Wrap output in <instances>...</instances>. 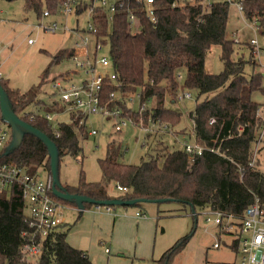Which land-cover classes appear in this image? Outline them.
<instances>
[{
    "label": "trees",
    "instance_id": "16d2710c",
    "mask_svg": "<svg viewBox=\"0 0 264 264\" xmlns=\"http://www.w3.org/2000/svg\"><path fill=\"white\" fill-rule=\"evenodd\" d=\"M23 1L25 9L32 10L40 18L45 11L49 15L55 14L63 0ZM170 2L158 1L161 5L156 6L155 22L146 20L138 12L139 31L136 33L131 32L124 13L115 15L108 31L103 9L93 10L96 35L108 38V56L116 77L114 83L104 81L101 101L110 109H118L123 118L137 121L139 117L142 127L157 124L168 130L179 124L181 114L166 108L165 98L177 103L176 91L189 90L199 99L188 116L192 123L190 137L203 145L220 144L223 155L204 152L191 158L182 147L169 150L158 143L154 154L149 153L138 164H128L122 162L124 149L121 142L111 140L106 144L104 158L98 159L104 181L87 182L81 174L76 186L64 187L72 194L105 200L110 198L106 184L113 182L126 189L118 196L122 200L169 199L191 211L211 209L238 218L255 199L264 204V173L257 168V160L250 165L254 147L264 130V118L260 114L264 112V106L254 101L252 94H264V77L258 72L246 75L248 62L237 56L234 42L226 38L228 2L214 0L208 8L187 5L177 9H172ZM240 3L244 19L264 32V0H240ZM84 9V6L79 7L77 12ZM244 45H248L253 55L254 47L249 43ZM213 46L220 47L222 70L218 74H210L205 69V57ZM249 63L252 68L256 67L253 59ZM0 84L16 115L55 143L59 160L66 155L78 156L80 140L89 135L85 122L80 123L87 116L69 112L70 123L56 126L41 115L33 114L34 119L29 121L22 112L30 104L44 108L46 114L60 113L64 106L55 102L45 107L44 103L35 102V91L20 92L10 88L1 78ZM111 93L116 97H110ZM136 94L139 107L145 105L142 111L128 108L123 99L124 95L132 97ZM210 119L214 123H210ZM239 126H242L240 132L237 131ZM180 130L174 132L180 133ZM183 130L181 134H186ZM0 164L21 167L29 174L42 169L50 176L47 150L31 135H25L20 146L10 154L5 155L3 151ZM51 196L74 206L52 193ZM89 206L86 204L85 208ZM25 209L18 185L0 192V264L24 262L23 247L31 241L41 243L37 264H93L85 251L68 244L66 238L70 226L54 229L41 241L38 235L33 237ZM195 223L196 220L193 229ZM187 240V237L178 239L154 264H172Z\"/></svg>",
    "mask_w": 264,
    "mask_h": 264
},
{
    "label": "rangeland",
    "instance_id": "374dc122",
    "mask_svg": "<svg viewBox=\"0 0 264 264\" xmlns=\"http://www.w3.org/2000/svg\"><path fill=\"white\" fill-rule=\"evenodd\" d=\"M87 18L86 11L69 16L56 12L48 17L38 18L32 10L25 9L23 0H0L1 79L10 88L20 92L35 91V102H42L45 107L52 106L55 102L60 104V94L53 88L56 82L80 87L83 80L90 79L83 69L77 67L75 62L66 56L78 49L75 47V43L82 45V39L85 38L82 30H86ZM53 22H56L57 28L55 32H50L46 29V25ZM64 25L68 30H65ZM75 29L76 31H74ZM226 38L234 41L233 48L238 53L237 56L248 62L245 66L246 75L258 72L264 77V32L245 20L234 4H230L228 10ZM252 39L257 40L258 47L261 49L258 54L252 55L248 45H244ZM28 40H32L33 43L28 44ZM87 49L90 53L94 50L92 37L89 38ZM106 52V49H102L97 58L104 56ZM219 56L220 47H211L205 57V69L208 73L218 74L221 72L222 63ZM234 58H236V54H234ZM250 59L255 61L256 67L252 68L249 63ZM52 62L53 64H51ZM48 68V74L43 78ZM98 71L110 73L111 69L109 67L101 68ZM66 74L68 80L62 82L61 77ZM123 99L128 108L138 111L139 102L136 95L132 97L124 95ZM252 99L264 106L263 93L252 94ZM198 100L192 97L171 103L166 97L164 106L181 114L179 124L168 130L157 124H149L150 128L147 125L142 127L143 123L138 117L137 121L136 118L134 119L136 121H133L134 125L129 120H123L125 125L119 124L121 130L116 131L115 124L121 123L122 119L117 121L116 119H106L98 114L88 115L85 120L86 128L88 131L95 130L96 134L88 135L80 140L81 151L78 156L66 155L60 158L58 175L61 184L76 186L81 174L87 182H103L98 159L104 158L106 144L111 140L121 142L124 149L122 162L128 164H138L142 159H146L149 153L154 154L155 146L158 143H162L169 150H180L183 142L192 140L190 137L192 123L188 116L193 112ZM262 109L264 110V107ZM45 112L44 108L30 104L22 113L44 116ZM50 114L55 126L60 123H70V114L67 111L56 114V116L55 113ZM260 114L264 118V112ZM183 129L186 130V134H181L184 132ZM178 130L180 133L174 132ZM147 133L150 134L149 137L146 136ZM256 160L257 168L264 173V140L259 145ZM38 176L42 180L46 177V172L40 169ZM106 190L110 198H118L120 195L113 182L106 184ZM71 210L65 211L63 216L65 223L70 224L69 226L73 225L79 215L77 211L72 212ZM95 211V206H89L79 218L86 221L77 222L69 232L77 234V227L84 230V234H82L84 236L76 235L75 242L88 245L93 250L92 259L96 264H105L107 255L103 253L104 248H109V258L123 253L126 260H122L121 264H153L152 261L158 260L168 248L182 237H187L188 240L182 250L174 256L172 264H237L236 254L225 246L222 245L219 249L211 248L217 229L211 223L214 216L205 215L208 213V209H196L193 215L190 208H184L180 203L173 201L160 204L140 202L133 206L112 207L111 211L123 213L128 223L131 224V228L134 227L135 230V221L138 220L135 217V212L152 219L151 223L148 222L151 228L149 245L138 244L139 237L134 236V230L131 228L130 231L119 234L116 243L110 240L107 229L103 232L99 231L98 235V229L93 227L95 220L91 215V212ZM24 212L28 214L27 209ZM207 218H210L211 221L206 222ZM194 220L196 223L193 229ZM97 240L99 242H96ZM101 241L106 242L105 247L101 245ZM134 242L137 243L136 246H134ZM25 255L24 262L21 264H37V256L27 253ZM111 262L114 264L113 261Z\"/></svg>",
    "mask_w": 264,
    "mask_h": 264
},
{
    "label": "built area",
    "instance_id": "2783aa9c",
    "mask_svg": "<svg viewBox=\"0 0 264 264\" xmlns=\"http://www.w3.org/2000/svg\"><path fill=\"white\" fill-rule=\"evenodd\" d=\"M159 0H63L58 8V13L66 16L79 14L78 8L84 6V10L88 14L86 21V30H82L85 38L82 39V45L75 43L78 48L74 52H70L66 56L71 58L77 67L83 69L86 75L90 76L89 80H83L82 85L77 87L73 84L63 85L56 82L53 88L60 94V103L64 106V111L77 112L81 116L90 114H98L106 119H122V122L115 124V130L120 131L121 125H125L123 120H129L131 124L134 122L130 119L120 116L118 109H110L107 104H103L101 96L104 88V81L114 83L116 81L115 74L112 70L111 61L108 56V38L105 36L96 35V27L92 16L95 8H101L104 11L103 20L108 27V31L112 26L115 15L124 13L126 22L132 33L139 31L138 12L142 13L146 20L155 22V10ZM214 0H171L170 7L172 9L181 8L183 6H202L208 8ZM229 4H234L238 12L241 14L242 7L240 0H224ZM48 12H44L42 17H48ZM57 28L56 22L46 25V29L50 32H55ZM65 30H68L64 25ZM76 31V29L74 30ZM94 40V50L90 53L87 49L89 38ZM234 42V41H233ZM32 40H28V44H32ZM254 47L253 54H258L261 50L258 47L256 39L249 42ZM106 49L104 56L97 58L99 52ZM82 59V60H81ZM110 68V73H101L98 69ZM1 78V72H0ZM68 80V75H62L61 81ZM193 92L189 90H178L175 93L177 101L191 99ZM138 98V94H136ZM110 97H116V94L111 93ZM145 105L139 107L142 111ZM29 121H32L35 115L30 113L23 114ZM44 118L52 121L51 114H44ZM82 120L80 123H84ZM210 123H214L210 119ZM237 131H242V126L237 128ZM89 135H95V130L88 131ZM11 138L10 128L1 119L0 113V154L5 151ZM264 130L260 133L258 141L253 150V158L250 165H254L256 161L259 145L263 142ZM222 142V140H221ZM183 151L189 157L200 156L204 152L223 155L220 150V144L203 145L198 143L194 138L191 141H185L181 145ZM13 185L20 187L21 197L26 204L28 211L29 225L33 228V237L38 235L40 241L46 238L54 229L64 225V212L69 209V206L56 201L52 198V180L46 175L44 179H40L38 173L29 174L23 168L8 164H0V192L3 189L10 188ZM119 192H124L126 189L116 186ZM103 208L105 211H111V207L95 206L98 211ZM205 215H213L206 219V222L211 221L212 225L217 229L215 240L211 245L213 249H219L222 245L234 252L237 257V264H264V204L254 200L244 211V214L238 218L232 215H226L219 211L208 209ZM136 216H141L136 213ZM235 244V246H234ZM40 244L33 241L26 243L23 247V252L33 256L40 255ZM108 252V249L105 250Z\"/></svg>",
    "mask_w": 264,
    "mask_h": 264
},
{
    "label": "water",
    "instance_id": "95a60500",
    "mask_svg": "<svg viewBox=\"0 0 264 264\" xmlns=\"http://www.w3.org/2000/svg\"><path fill=\"white\" fill-rule=\"evenodd\" d=\"M0 113L1 119L11 131V140L7 147L5 148L4 154L8 155L17 149L25 135H31L42 142L47 150L49 158V170L50 177L52 180V194L59 200L68 202L74 205V207L79 211L83 212L85 210V205L93 206H133L140 202L149 203H166L171 202L169 199H156V200H145V199H132V200H122L119 198H109L105 200H94L88 196L72 194L61 184L58 175V165H59V153L55 143L50 140L44 133L25 122L13 110L11 101L8 94L0 84ZM194 215V210L191 211Z\"/></svg>",
    "mask_w": 264,
    "mask_h": 264
},
{
    "label": "crops",
    "instance_id": "0c3cea01",
    "mask_svg": "<svg viewBox=\"0 0 264 264\" xmlns=\"http://www.w3.org/2000/svg\"><path fill=\"white\" fill-rule=\"evenodd\" d=\"M64 112V111H62ZM61 113V112H60ZM59 114V113H56ZM56 114H54L56 116ZM69 209H73L71 210L73 211H77L79 212L74 206L69 205ZM68 209V210H69ZM87 208H85V210H87ZM84 210V211H85ZM67 211V210H65ZM83 211V212H84ZM81 212V214L83 213ZM87 213H90L89 211H86ZM93 219L95 220L93 227H95V229L97 230V234L99 235L100 232H103L104 230H108V236L110 238V240H112L114 243H116L117 238L119 237V234H123L124 232L130 231L131 229L134 230V236L139 237V241L138 244H142L144 243L145 245H149V241L151 239V228L150 225L148 224L152 222V219H148L147 217H144L143 214H141V216H136L135 212V217L138 218V220L135 221L136 223V230L134 229V227L131 228V224L128 223V221L126 220V217H124L123 213H119V212H112V211H105V210H96L95 212H91ZM79 214V213H78ZM81 214H79L77 216V218L74 220L73 225H71L70 227L75 226V224L77 222H85L86 220H80L79 218L81 217ZM143 216V217H142ZM142 217V218H141ZM75 218V217H73ZM70 224H66L64 221V226L69 227ZM131 228V229H130ZM72 228H70L71 230ZM76 229V227H75ZM68 230V232L70 231ZM73 231V230H72ZM77 234H73L72 232L67 233V242L68 244L76 249H80L83 250L87 253L89 259L93 262V264H96L94 259H92L93 256V250H91L88 245H82V244H78L75 242V236L76 235H82L84 234V230H82V228H78L77 227ZM84 236V235H82ZM81 236V237H82ZM96 242H99V240H97ZM101 245L103 247H105L106 242L101 241ZM137 243L134 242V246H136ZM94 249V248H93ZM108 249V252H106L105 250ZM93 253V254H92ZM103 253H106V262L105 264H112L111 261H113L114 264H121L122 260H126L125 255L123 253H118L116 254V256H110L111 258H109V254H110V250L109 248H104ZM104 257V256H103ZM154 264V261H152Z\"/></svg>",
    "mask_w": 264,
    "mask_h": 264
}]
</instances>
